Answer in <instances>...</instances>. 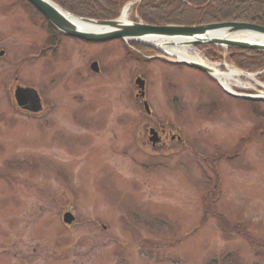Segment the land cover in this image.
Instances as JSON below:
<instances>
[{"label":"rangeland","instance_id":"1","mask_svg":"<svg viewBox=\"0 0 264 264\" xmlns=\"http://www.w3.org/2000/svg\"><path fill=\"white\" fill-rule=\"evenodd\" d=\"M39 13L0 0V264H264V104L156 50L49 32ZM189 51L254 75L230 91L264 101L262 72ZM18 88L43 112L21 110Z\"/></svg>","mask_w":264,"mask_h":264},{"label":"water","instance_id":"2","mask_svg":"<svg viewBox=\"0 0 264 264\" xmlns=\"http://www.w3.org/2000/svg\"><path fill=\"white\" fill-rule=\"evenodd\" d=\"M33 5L41 14L48 20V22L57 29L60 33L65 36L83 40L89 43H107L111 41L123 40L126 42H133L150 47L162 54V58H170L172 63L188 66L192 69L199 70L207 76L217 79V71L214 68L203 66L196 62H189L181 60L177 55L171 54L166 50H163L159 46H154L149 41L160 40L177 44L180 47H199L205 45L218 46L229 49L239 50H257L264 53V44L259 42L241 41V40H230L224 39L219 36H215V32L225 31L228 36L234 33L250 32L257 35L264 36V27L242 24V23H224V24H213L207 26H196V27H180V26H165V27H153L143 23L136 22H124L122 20L123 13L117 20L112 21H97L88 18H81L75 16L61 7H59L52 0H27ZM141 0H137L130 5H134ZM128 5V6H130ZM127 6V7H128ZM126 7V8H127ZM125 8V9H126ZM124 9V11H125ZM123 11V12H124ZM77 23H83L86 25L97 26L105 28L104 31H86L80 29V25ZM214 34V35H213ZM175 46V45H173ZM5 55V52L0 53V58ZM173 58V59H171ZM91 70L95 73L100 72L98 63H94L91 66ZM240 72V71H238ZM242 75L248 77H254L249 73L240 72ZM262 73L256 74L260 76ZM136 85L140 90V97L145 98L146 93V81L139 78L136 81ZM226 89V88H225ZM229 94L237 98H249L253 99L251 95L239 94L226 89ZM15 99L21 110L30 112L33 114H40L43 112V100L39 93L31 88H18L15 92ZM258 99V98H255ZM145 108L150 113L149 104L145 103ZM151 142L156 146L160 142L158 133L155 130H151ZM76 221L73 214L67 213L64 216V222L67 225H72Z\"/></svg>","mask_w":264,"mask_h":264},{"label":"trees","instance_id":"3","mask_svg":"<svg viewBox=\"0 0 264 264\" xmlns=\"http://www.w3.org/2000/svg\"><path fill=\"white\" fill-rule=\"evenodd\" d=\"M23 1L39 13L27 0ZM52 1L63 10L78 17L112 21L121 16L126 5L136 0ZM134 10L139 21L153 27H196L224 23H244L264 27V0H142L134 5ZM48 27L49 32L67 37L58 32L49 22ZM131 44L146 53H155L149 47L138 43ZM229 62L241 70L264 71V53L257 50L230 49ZM259 77L264 81V74ZM246 101L253 104L254 109L259 104H264V101L259 100L246 99Z\"/></svg>","mask_w":264,"mask_h":264},{"label":"bare ground","instance_id":"4","mask_svg":"<svg viewBox=\"0 0 264 264\" xmlns=\"http://www.w3.org/2000/svg\"><path fill=\"white\" fill-rule=\"evenodd\" d=\"M132 13V8L128 6L125 11L123 12L122 20L124 22L128 21V18L130 14ZM76 23L77 20H74ZM80 26V29H84L86 31H104L105 28L97 27V26H91L86 25L83 23H77ZM215 36L222 37L224 39H230V40H241V41H250V42H259L264 44V36L257 35L250 32H240V33H234L233 35L228 36L225 31H218L214 33ZM213 34V35H214ZM154 46H159L163 50L168 51L171 54L177 55L181 60L189 61V62H196L198 64H201L203 66H207L210 68L216 69L218 72L216 77L220 80L222 85H224L227 89L232 90L233 86L236 84L238 86H243V82L240 80V77L242 76V73L238 72L237 70H229V73L223 74L217 69L218 66L213 65L211 62L207 61L199 52H190L189 47H180L177 44L164 42L160 40H152L149 41ZM175 45V46H173Z\"/></svg>","mask_w":264,"mask_h":264},{"label":"flooded vegetation","instance_id":"5","mask_svg":"<svg viewBox=\"0 0 264 264\" xmlns=\"http://www.w3.org/2000/svg\"><path fill=\"white\" fill-rule=\"evenodd\" d=\"M156 56H159V54H157ZM98 64H99V63H98ZM100 73H101V69H100L99 74H100ZM99 74H97V75H99ZM137 97H138V98H141L139 95H137ZM141 99H142V98H141ZM145 99H146V97H145ZM145 99H143V100H145ZM143 104H144V107H145V101H144ZM145 110H146V108H145ZM150 110H151V108H150ZM146 112H147V111H146ZM147 114H148V115H151V114H152V111H151L150 113L147 112ZM149 118L154 119L152 116H150ZM151 119H150V120H151ZM139 120H142V118H140ZM145 120H147V119H145ZM151 130H152V129H149L148 141H150V143L152 144V146H153L154 148L162 147V146L164 145V140H165L163 136L166 134V132L163 131L162 134H161V136L158 134V135H159V138H160V142L157 144V146H154L153 143L151 142V135H150ZM176 139L178 140V138H176L175 136H172V137H171V140H172V141H175ZM180 140H181V139H179V141H180Z\"/></svg>","mask_w":264,"mask_h":264}]
</instances>
